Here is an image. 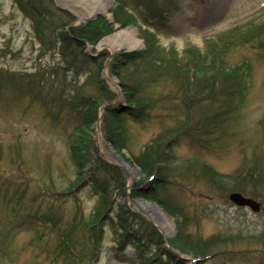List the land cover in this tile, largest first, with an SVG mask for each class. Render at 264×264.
<instances>
[{
	"label": "rangeland",
	"instance_id": "obj_1",
	"mask_svg": "<svg viewBox=\"0 0 264 264\" xmlns=\"http://www.w3.org/2000/svg\"><path fill=\"white\" fill-rule=\"evenodd\" d=\"M49 1L57 8L52 9L54 20L72 26L98 16L113 20L114 0ZM49 1L30 0L29 9L23 10L15 0H0V264H138L132 246H125L123 253L117 251L113 236L118 233H113L115 228L105 214L95 213L97 196L91 187L75 183L68 136L76 119L63 101L67 103L76 93L91 65L79 55L73 66L67 65L61 46L51 41V29L43 30L41 39L37 37L30 20L36 17L32 4L42 10L46 4L51 6ZM129 5L137 25L115 26L94 48L86 45L83 49L93 58L98 53L108 55L101 77L121 103L118 80L108 75L106 65L116 53L144 47L138 26L156 25L160 47L172 48L178 55L188 47L203 52L212 44L227 42L224 36L234 27L246 32L230 46L225 58L239 76L232 84L231 119L220 123L222 131L212 134L210 146L204 145L207 137L202 136L194 143L182 138L173 148V166L178 170L157 191L166 209L144 199L171 220L169 234H163L150 212L139 206L143 198L129 197L133 186L147 191L154 190L155 184L144 180L139 168L125 158L138 154L163 129L174 126L175 111L188 103L180 97L182 88L167 79L156 85L159 93L154 92L155 86L147 88L156 96L163 94L159 107L164 111L158 109L156 117L143 123L126 119L123 155L108 146L99 124L94 125L100 156L118 166L125 178V196L120 201L137 216L133 228L146 241L145 264H264V186L253 188L259 195L252 198L261 206L252 212L230 203L228 193L214 190L196 174L209 166L218 174L231 176L257 164L255 174L260 177L256 181L264 183V0H133ZM259 26L263 29L257 30ZM223 88L216 90L223 93ZM92 92L88 87L80 89V94ZM126 165L137 171L136 176L128 174ZM246 189L252 190L250 186ZM114 211L111 218H115ZM177 221L187 222V230L194 236L233 235L237 242L199 260L169 247ZM167 250L176 259L166 258Z\"/></svg>",
	"mask_w": 264,
	"mask_h": 264
},
{
	"label": "trees",
	"instance_id": "obj_2",
	"mask_svg": "<svg viewBox=\"0 0 264 264\" xmlns=\"http://www.w3.org/2000/svg\"><path fill=\"white\" fill-rule=\"evenodd\" d=\"M131 1L133 0H114L110 11L112 21L105 16H98L94 20H87L83 24L74 26L69 25L70 22H59L57 19L54 20L55 14H52L54 12L52 9L57 11V8L51 5L50 1L51 6L43 4L42 10H38L39 7L32 4L31 10L34 14H31L36 17L30 16V20L39 39L43 35V30L51 29V41L61 46V55L67 65L73 66L77 55L91 65L76 93L71 94L67 103L63 101L71 116L76 119V125L74 124L68 136L69 152L75 164V183L82 182L83 185L90 186L93 195L97 196L95 213L105 214L115 228L113 233H118L113 236L117 251L123 253L125 246H132L136 253L133 258L138 260V264H145L143 259L147 244L133 228L137 216L123 201H120L125 196V178L118 166L103 160L100 156L93 135L94 123L101 113L99 130L103 139L110 143L117 154L123 155L122 151L127 148L124 127L126 119L143 123L156 117L155 113L158 109L163 110V107H159L163 100L160 97L163 94L156 96L147 88L155 86L154 92H156V85H161L166 79L176 82L177 86L182 88L180 97L187 98L190 106L187 103L185 109L181 106L179 111H175L174 126L163 129L146 143L138 154H133L131 158L123 157L131 165L139 168L144 180L149 179V183L155 184L154 190L147 191H141L135 185L130 189L129 197L154 201L166 209L165 203L158 198L157 191L171 181L178 170L173 166L175 159L173 148L182 138L193 140L194 143L202 136L207 137L204 145L210 146L213 143L212 134L222 131L223 124L220 123L231 119L232 84L239 76L236 69L227 65L228 61L225 58L230 46L245 37L246 32L234 27L224 36L227 42L220 41L214 45L212 42L208 51L203 52L195 47H188L178 55L172 48L160 47L156 25L138 26V34L144 47L129 53H116L106 65L108 75L118 80L123 95V103H121L115 101V92L108 88L101 77L104 61L108 55L98 53L93 58L86 56L83 49L86 45L94 48L103 37L112 33L115 26L125 28L132 24L137 25L138 22L136 23L133 15L134 9L129 5ZM15 2L19 3L21 9H29L30 0H15ZM61 13L66 19H71L66 12L61 11ZM43 23L45 26L41 25ZM250 28L251 26L247 27L248 30ZM260 29H263V26L257 27V30ZM223 80L226 81L225 85L221 84ZM218 86L224 87L223 93L217 92ZM86 87L93 90L92 94H80V89ZM217 119L219 121L222 119V122L217 123ZM257 169V164H253L243 174L237 171L231 176H224L208 166L203 167L200 174H198L199 170L196 171V174L220 193L236 191L255 198L259 193L253 188L264 186V183L256 181L260 177L255 174ZM247 186L252 190H247ZM262 191L263 194L264 188ZM113 210H115V218L109 216ZM187 225V222H176V234L168 240V245L171 249L192 255L199 260L215 253H222L230 243L237 242V237L233 235L215 234L208 238L194 236L187 230ZM149 228L153 230L152 227ZM101 235L100 226L98 240ZM128 238L132 239L134 244H129ZM163 255L166 258L169 256L176 259L170 250Z\"/></svg>",
	"mask_w": 264,
	"mask_h": 264
},
{
	"label": "bare ground",
	"instance_id": "obj_3",
	"mask_svg": "<svg viewBox=\"0 0 264 264\" xmlns=\"http://www.w3.org/2000/svg\"><path fill=\"white\" fill-rule=\"evenodd\" d=\"M134 33V31H131ZM126 170L128 171L129 175L133 177L136 176V170L125 166ZM131 180V178H130ZM139 206L144 208L146 211L150 212L151 217L157 222L159 228L163 232V234H169L172 231V222L171 220L163 213L162 210L157 208L156 206H151L147 204L145 201L138 202Z\"/></svg>",
	"mask_w": 264,
	"mask_h": 264
},
{
	"label": "water",
	"instance_id": "obj_4",
	"mask_svg": "<svg viewBox=\"0 0 264 264\" xmlns=\"http://www.w3.org/2000/svg\"><path fill=\"white\" fill-rule=\"evenodd\" d=\"M97 123L98 121L95 122V124ZM107 144L108 146L110 145L109 143ZM227 197H228V200L232 204L238 207H248L253 212H258L260 210L261 203L259 201H256L255 199L247 197L240 192H231L228 194Z\"/></svg>",
	"mask_w": 264,
	"mask_h": 264
}]
</instances>
